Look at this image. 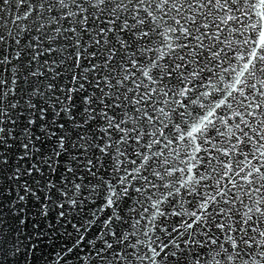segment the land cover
<instances>
[{"label": "snow or ice", "instance_id": "snow-or-ice-1", "mask_svg": "<svg viewBox=\"0 0 264 264\" xmlns=\"http://www.w3.org/2000/svg\"><path fill=\"white\" fill-rule=\"evenodd\" d=\"M0 14V264H264V0Z\"/></svg>", "mask_w": 264, "mask_h": 264}, {"label": "water", "instance_id": "water-1", "mask_svg": "<svg viewBox=\"0 0 264 264\" xmlns=\"http://www.w3.org/2000/svg\"><path fill=\"white\" fill-rule=\"evenodd\" d=\"M13 12H15V8H13ZM0 15H2V14H0ZM0 34H2V33H0ZM208 67L213 68L214 65L209 64ZM12 151L14 152L15 148H13ZM2 187L7 189L9 187H14V185H10L9 183H4ZM12 198L13 197L10 193L0 192V201H2V204H3V207H0V212L3 213L2 219L4 220V224L0 225V226H2L4 228L5 235H9L8 226L11 223V220H10V215H9L8 209H9V201ZM31 218L32 219H38V217L36 216V210L35 209H33L32 213H31ZM30 230H31V227H29V229L27 231H30ZM19 235H20L21 239H23L24 236L27 235V232H21V233H19ZM51 239H52V237H48L47 239H41V245L42 246L37 248L35 256L31 260V264H56L55 254H56V252L60 251L62 244L60 241H54V242L49 244L48 240H51ZM25 243H27V241H25ZM43 245H47V246L45 247ZM18 260H19L20 264H24V258L22 255L20 257H18ZM59 264H64L63 260H61L59 262Z\"/></svg>", "mask_w": 264, "mask_h": 264}]
</instances>
